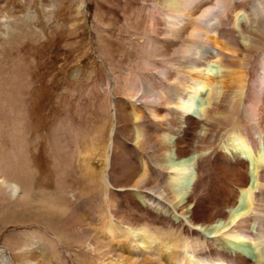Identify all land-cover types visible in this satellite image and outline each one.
<instances>
[{"label":"bare ground","instance_id":"obj_1","mask_svg":"<svg viewBox=\"0 0 264 264\" xmlns=\"http://www.w3.org/2000/svg\"><path fill=\"white\" fill-rule=\"evenodd\" d=\"M161 2V26L155 29L172 55L156 57L161 67L148 64L154 81L139 86L136 79L126 80L123 95L132 102L125 113L127 151L120 153L126 184L116 185L112 176L121 124L116 102L108 144L103 131L98 134L99 185L107 208L97 213L98 264H264V0ZM238 52L256 60L238 61ZM197 96L201 107L194 104ZM1 122L0 202L6 205L0 210L12 211L33 203L37 171L22 123ZM84 160L80 173L91 174ZM75 194L57 204L43 191L40 219L5 222L4 228L29 229L45 244L32 248L41 240L20 239L15 248L7 247L15 251L13 261L49 264L50 216L74 219ZM122 208L131 218L120 216Z\"/></svg>","mask_w":264,"mask_h":264},{"label":"rangeland","instance_id":"obj_2","mask_svg":"<svg viewBox=\"0 0 264 264\" xmlns=\"http://www.w3.org/2000/svg\"><path fill=\"white\" fill-rule=\"evenodd\" d=\"M161 5V0H0V124L22 123L29 157L37 171L33 203L12 211L0 210V264H26L13 261L15 251L7 250L15 248L20 239H40L32 248L45 246L29 229L15 233L4 228L12 217L40 219L43 215L37 200L43 191L50 192L57 204H67L68 193H76L74 219L57 213L50 216L54 221L47 230L52 242L45 257L48 263H99L98 250L93 251L97 246V213L107 208L99 185L103 158L98 134L103 131V142L108 144L105 139L116 102L121 124L114 138L112 176L116 185L126 184L120 171L121 152L127 151L124 146L130 124L125 117L132 102L123 95L124 89L127 81L136 79L142 86L157 79L148 64L161 67L156 57L172 55L156 33L161 26ZM150 41L157 56L149 49ZM237 55L238 61H248L245 56H251L250 64L257 57L243 52ZM254 71L258 74V65ZM203 102L197 96L194 104L201 107ZM134 105L142 106L143 101L136 100ZM84 159L93 169L91 174L80 173ZM125 215L131 218L122 208L120 216Z\"/></svg>","mask_w":264,"mask_h":264}]
</instances>
